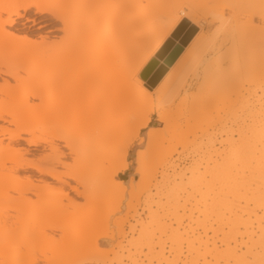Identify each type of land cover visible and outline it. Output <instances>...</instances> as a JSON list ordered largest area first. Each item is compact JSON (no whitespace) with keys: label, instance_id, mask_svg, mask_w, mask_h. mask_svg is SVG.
Here are the masks:
<instances>
[{"label":"bare ground","instance_id":"1","mask_svg":"<svg viewBox=\"0 0 264 264\" xmlns=\"http://www.w3.org/2000/svg\"><path fill=\"white\" fill-rule=\"evenodd\" d=\"M82 5L94 11L83 26V41L77 47H56L47 42V36L36 38L32 33L31 28L37 25L36 29H40L59 23L68 36L67 14ZM215 23L220 26V37L205 36L204 29ZM194 30L198 33L193 34L169 72L171 80L159 83V98L177 97L185 87L181 73L187 65H201L209 95L194 110L183 99L179 105L183 111L185 108L184 126L188 131L192 121L205 112L220 111L223 119L216 115L218 123L215 122L223 135L219 142L223 149L215 148L214 139L207 134L205 143L196 148L205 147L201 163L188 169L169 164L159 176L164 180V192L155 186L156 193L150 195L148 185L156 172H146V151L156 147L159 140L149 130L146 149L137 150L135 155V174L140 185L144 183L140 195L146 194L144 211L148 212L149 222L137 221V226L141 227V238L146 239L147 225L152 227L159 221L156 210L164 209V204L159 198L154 201L158 192L165 195L168 203L164 216L179 223L182 217L177 210L184 208L181 206L189 198L187 195L188 199L179 205L175 194L185 187L184 179L189 175L187 179L193 182V196L189 199L192 211L202 216L200 220L196 219L198 215L194 217L192 223L203 234L193 238L191 244L198 245L196 250L204 246L203 264H264V0H0V77L13 81L2 79L0 95L8 97L24 82L18 75L19 65H28L35 73H53L47 86L10 100L26 109L49 94L48 109L22 116L0 111V122L11 126L8 129L0 125V145L4 140L8 142L0 146V264H53L49 257L35 252L52 244L56 232L61 236L69 232L71 220H65L63 215L77 204L64 189L66 186L76 197L93 203L105 201L112 216L121 211L126 189L114 178L128 169V150L149 123L150 90L141 81V73L149 70L154 60L153 72L161 68L170 60L168 52ZM98 31L103 33L101 38H89ZM164 42L168 51L158 55ZM31 78L33 75L28 76ZM66 82H71L73 91L58 95L56 89ZM242 83L248 87L243 93L232 90ZM179 105L172 102L170 110L157 114L156 121L173 127V133L177 124L176 112L172 111ZM76 114L80 120L68 123ZM44 119L51 122L50 134L35 135L33 129ZM45 151L48 153L43 154ZM66 159L78 165L69 167ZM166 164L164 159L159 162L161 167ZM19 173L31 175L19 178ZM53 195L57 201L48 206L47 199ZM128 198L123 218L112 221V229L121 237L133 209L131 191ZM134 230L130 228V233ZM153 235L144 240V257L149 263L169 264L162 252H155ZM77 236L86 246L74 249V244L63 243V258L56 264H122L123 259L136 264L130 252L122 255L125 248L121 241L100 254L99 242L114 240L109 219L92 216Z\"/></svg>","mask_w":264,"mask_h":264},{"label":"rangeland","instance_id":"2","mask_svg":"<svg viewBox=\"0 0 264 264\" xmlns=\"http://www.w3.org/2000/svg\"><path fill=\"white\" fill-rule=\"evenodd\" d=\"M94 11V9L90 6L82 5V6H76L72 8L66 18V22L68 24L69 28V35L65 36L63 32L61 31V25L59 23H54L52 25H48L46 27L36 29L38 27L35 26L31 28L32 33L37 37L39 36H47V42L53 43L56 47H63V46H72L77 47L82 43V36L84 35L83 26L85 25L87 18L89 14ZM17 28H20L21 26L16 24ZM58 29V30H57ZM197 34L198 31L194 30L186 39L182 40L177 46H175L170 52H168V56H170V60L174 58V56L181 51L180 55L183 54L185 49L189 46L190 42L193 39V34ZM102 32L98 31L95 33H91L89 38H96L99 39L102 37ZM195 34V35H196ZM203 34L207 37L217 39L221 35V29L218 24H212L208 26V28L204 29ZM194 35V36H195ZM82 40V41H81ZM187 45L185 46V43ZM167 42H164L162 46L160 47V50L158 52V55H164L168 51V46L166 44ZM173 52V53H172ZM172 53V54H171ZM173 56V57H172ZM179 56L177 58H179ZM216 56L213 57V59ZM100 61H97L96 64H99ZM170 63V62H169ZM175 61L172 63L171 66H168V62L165 63L161 68L156 69L153 72V67L156 65L155 60L153 61L151 67L149 70L145 71L143 74L141 73V81L144 83V86L150 90V114H149V123L145 129H142L139 133V137L133 142V144L130 146L127 154V163H128V169L124 172H120L115 178L114 181H121L126 189V201L129 200L128 198V192L131 191V194L133 196L132 199V206L133 209L129 213V217L127 220V223L124 224V227L122 231L124 232V237H121L117 232L115 228L112 229L113 222H118L123 218V215L125 213V202H123V205L121 207V211L114 213L112 216V210L106 208L105 201H101L99 203H93L89 202L88 200H84L82 198L76 197L74 193L69 192L68 187H65L64 189L69 193V197L74 200V202L77 204L74 208H67L66 213L63 215V218L65 220H71L69 222V232L64 236H61V233H55L53 236L52 244H48V246H41L39 250H36V254H44L46 257H49L52 260L53 264L59 263L61 259L63 258L62 253L64 252V249L66 248V245H63V243H71L74 244V249L85 247V244H81L78 240L77 231L80 230L82 227L86 226V223L90 218L94 215H98V218L101 220L109 219L110 221V233L114 235L113 241H105L99 242L100 245L98 247V250L100 251V254H103L104 252L112 250V247H115L114 245L117 244V242L121 241L122 246H124V253L122 254L124 257L125 255H129V253H126L127 251L130 252V255L132 258L136 260V264H157L155 261H152L149 263L148 259L144 257L146 253V247L145 241L148 239V235H153L154 242L157 243V247H155V252H162V256L164 259H166V262L169 264H203L202 258L205 253L204 246L199 247L197 250L194 249L198 245H193L191 243H194V239L198 236H203L202 230L199 226L192 223L194 222L196 216L197 220H200L202 216H199V213L196 212L193 213L191 205H193L192 200H189L193 196V191L191 188V183H193L192 179H187V175L184 179V182L186 183L185 187L182 188L184 193L177 192L175 194V197H177L178 201L176 200L177 204L183 205V201H188L185 203L182 209L178 208L177 215L179 217H182L181 221L179 223H173L172 220H168V217L164 216V212L166 209H168V203L166 202L165 195L160 194L158 192L157 196L154 197V201L160 199V203L164 204V209H158L156 210L153 208V210H156V214L158 216L157 222L155 223V226L151 224L152 227H149L147 225L146 229V235H144L145 238H141L140 236V229L141 227L137 226V221H144L149 222L147 216L148 212L144 211V198L146 196L145 193H142L140 195V189L142 188V184L140 185L139 176L135 174V155L137 150H145L146 149V133L150 130L156 134V138L158 137L159 143L156 147L151 148L150 150L146 151V156L148 159L147 169L146 172L155 171L156 175L154 179H152L149 183V192L150 195H153L156 193V190L154 189L155 186L159 187V190H162V186H164V180L160 179V175L162 172L165 171V168L169 166V164H173V166H177V169H188L192 167L196 163H201V158L205 156V147L203 146L202 149L196 150V148L200 144H204L206 140V135L212 136V138L215 141V148L219 149L221 151L222 145L219 144V142L223 139V135L220 134L218 129V120L216 121V118L218 115L219 119H223V114L218 109L216 112V109L205 112L202 116L199 118L194 119L192 121V128L188 131L185 128V108L183 111V108L179 105L182 104L183 99H186V102L191 103L192 109H196L199 107L201 102L205 100V98L209 95V83L205 82L203 79V68L198 63H194L191 65H187V67L184 69L183 73H181L180 78L183 80L185 87L180 91V94L177 97H174L170 100H160L159 98V92H158V85L163 80H171V77H169V72L173 70ZM147 67V66H146ZM18 75L20 78H24V82L20 83L19 86L15 87L10 91V94L8 97H3L0 95V111L4 113H16L20 116L27 114L31 111H36L40 109H48L46 107L47 101H50L49 94H45L42 98V101H34V104L30 105L26 109H22L21 106L16 105L15 103L11 102V99H18L21 98L24 95H29V93L35 89L36 87H44L47 86L50 83V79L53 76L52 72L44 71L42 73H35L33 69L29 68L28 65H19L17 67ZM153 72V73H152ZM164 73V75L161 77L159 82L155 85L156 81L159 79V77ZM29 75H33V78L28 79ZM150 76V77H149ZM2 79L9 80L10 83L13 84V81L11 79H7V77L1 76L0 77V84L3 82ZM246 87L245 84H238L236 86L232 87V90L235 92H241L243 93ZM103 87H100L98 91H102ZM73 87L71 82H66L61 84L56 89V92L58 95H62L68 92H72ZM17 96V97H15ZM219 101V98H218ZM174 103L176 106L179 105L177 108L178 110H173L172 113L176 112L174 118H176V130L173 133L172 129L173 127L169 128L165 126V123H159L156 121L158 112H166L170 110L171 103ZM222 116V117H221ZM49 119H44V121L39 125V127L33 129V132L35 131V135L38 136H45L50 134L52 128H51V122ZM76 120H80L76 115H72L69 118V122H74ZM215 123H214V122ZM214 123L215 125H211V123ZM212 123V124H213ZM5 128H11L6 123H1ZM212 127H211V126ZM214 126V127H213ZM217 127V128H216ZM214 129V130H213ZM216 130V132H215ZM218 131V132H217ZM213 132V133H211ZM211 133V134H210ZM236 138V137H235ZM8 142L4 140L0 146H4ZM185 144V146H184ZM25 147V146H24ZM48 151L43 152V154H47ZM164 159L168 164L165 166L159 165V162ZM33 160V161H32ZM28 161H31L32 163H35V159L29 158ZM146 161V162H147ZM199 161V162H198ZM66 164L69 167L75 168L78 164L71 160L66 159ZM145 164V165H146ZM104 164L103 166H105ZM119 167V166H118ZM102 168V167H101ZM101 168L99 171L97 170V174L101 172ZM146 168V167H145ZM164 170H163V169ZM60 171H66V169H60ZM168 176L171 175V172L168 171ZM30 176L31 173H19V178H24L26 176ZM172 178V177H171ZM170 178V180H171ZM50 181V180H49ZM70 185L74 186L75 184L71 180H67ZM142 182V181H141ZM189 182V183H188ZM51 184V181H50ZM74 184V185H73ZM173 182L170 184L172 186ZM176 185V184H175ZM54 186H60V185H54ZM144 187V186H143ZM165 189H163L160 192H164ZM187 192L189 194H187ZM177 195V196H176ZM188 195V198H187ZM191 195V196H190ZM144 197V198H143ZM30 198H33L30 196ZM159 198V199H158ZM138 199V200H137ZM57 201L55 195L49 197L47 199V205L50 206L54 204ZM62 202L66 204L67 202L63 199ZM66 202V203H65ZM166 206V207H165ZM186 208V209H185ZM191 210H190V209ZM192 214H191V213ZM191 215H190V214ZM134 216V217H133ZM247 215H244L243 217L246 218ZM131 217V219H130ZM133 217V218H132ZM191 217V218H190ZM195 217V218H194ZM33 220V219H32ZM31 220V221H32ZM113 221V222H112ZM190 221V222H189ZM165 229H163L162 227ZM134 228V233H130V228ZM161 227V229L159 228ZM152 228V229H150ZM168 228V229H167ZM167 229V230H166ZM151 230V231H150ZM155 230L154 232H152ZM160 230V231H159ZM163 230V232L161 231ZM164 230H166L164 232ZM171 230V231H170ZM73 231V233H70ZM117 231V232H116ZM140 231V232H139ZM149 231V232H147ZM158 232V233H157ZM160 232V234H159ZM162 232V234H161ZM149 233V234H148ZM152 233V234H151ZM175 233V234H174ZM61 234V235H60ZM172 234L176 235L174 238V235L172 237ZM178 234V235H177ZM171 235V238H170ZM211 234L208 233V237H210ZM155 237V238H154ZM172 238L175 241L174 243H178L177 247L171 246ZM194 238V239H193ZM145 240V241H144ZM159 241V242H157ZM177 241V242H176ZM192 241V242H191ZM161 242V243H160ZM51 243V242H50ZM190 243V244H189ZM127 245V246H126ZM158 245H161L158 246ZM193 246V248L191 247ZM178 248V250L173 251L170 250ZM162 249V251H161ZM126 250V251H125ZM117 251L114 249V252ZM172 251V252H171ZM141 253V255L139 254ZM134 254V255H133ZM118 255H121L120 253ZM140 255V256H139ZM113 255L110 254L109 259L113 260ZM138 257V258H137ZM126 260V261H125ZM122 264H131V261L128 259H123Z\"/></svg>","mask_w":264,"mask_h":264},{"label":"water","instance_id":"3","mask_svg":"<svg viewBox=\"0 0 264 264\" xmlns=\"http://www.w3.org/2000/svg\"><path fill=\"white\" fill-rule=\"evenodd\" d=\"M188 42L185 43V46L187 45ZM181 51L178 52L173 59H171V61H168V66H171L172 63L177 59V57L180 55ZM170 62V63H169ZM164 74V73H163ZM163 74L159 77V79L156 81L155 85L159 82V80L161 79V77L163 76Z\"/></svg>","mask_w":264,"mask_h":264}]
</instances>
